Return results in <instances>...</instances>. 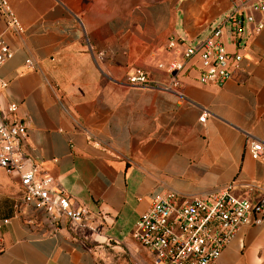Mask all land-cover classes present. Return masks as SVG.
I'll list each match as a JSON object with an SVG mask.
<instances>
[{"label":"crops","instance_id":"crops-1","mask_svg":"<svg viewBox=\"0 0 264 264\" xmlns=\"http://www.w3.org/2000/svg\"><path fill=\"white\" fill-rule=\"evenodd\" d=\"M229 1L8 0L22 32L0 12L11 50L0 65V108L16 103L6 117L26 119L21 151L88 212L45 234L40 218L28 225L13 214L19 179L0 167V218H9L0 224V264H152L131 230L153 191L185 198L229 185L259 196L264 168L246 146L264 141V26L243 27L241 68L219 86L199 83L193 68L181 77L183 98L125 81L135 68L165 81L156 63L170 57L168 37H203ZM216 263L264 264V224L240 225Z\"/></svg>","mask_w":264,"mask_h":264},{"label":"built area","instance_id":"built-area-1","mask_svg":"<svg viewBox=\"0 0 264 264\" xmlns=\"http://www.w3.org/2000/svg\"><path fill=\"white\" fill-rule=\"evenodd\" d=\"M0 12L9 30L22 32L8 0H0ZM244 26L247 27L244 34H255L263 28L264 0H230L209 31L193 41L168 37L166 47L170 57L156 63L165 73V81L151 79L142 68L127 74L125 81L174 91L183 98L179 92L181 77L193 68L199 83L219 86L233 70L241 68L242 55L237 47L244 35ZM227 40L234 44L233 49L227 47ZM10 55L11 50L0 35V65ZM25 63L33 65L30 59H25ZM5 85L6 81L0 77V88ZM15 110V102L8 103L5 111L0 108V167L17 174L21 187L13 201V214L28 225L37 224L40 218L45 234L54 233L62 221L71 225L80 223L88 209L73 205L68 195L51 184L50 176L38 175L36 167L21 151L26 119L6 117V113ZM203 117L204 112L198 119ZM87 138L94 141L89 135ZM246 149L264 168V141L252 137ZM228 186L185 198H179L172 188L160 187L150 194L147 207L134 221L131 236L151 254L152 264H217L221 250L240 225L264 224V187L257 198L250 199L230 193ZM8 220L2 217L0 224Z\"/></svg>","mask_w":264,"mask_h":264},{"label":"rangeland","instance_id":"rangeland-1","mask_svg":"<svg viewBox=\"0 0 264 264\" xmlns=\"http://www.w3.org/2000/svg\"><path fill=\"white\" fill-rule=\"evenodd\" d=\"M176 11L178 12V16L180 17L179 21L181 22V20H182V18L184 16V11H183L182 8H178V9H176ZM189 11H190L191 16H192V15H195L198 12V9L190 8Z\"/></svg>","mask_w":264,"mask_h":264}]
</instances>
